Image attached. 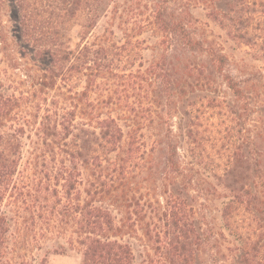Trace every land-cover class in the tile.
<instances>
[{
  "label": "trees",
  "instance_id": "obj_1",
  "mask_svg": "<svg viewBox=\"0 0 264 264\" xmlns=\"http://www.w3.org/2000/svg\"><path fill=\"white\" fill-rule=\"evenodd\" d=\"M167 1L152 0L151 13L130 22L127 0H15L33 63L14 59L0 78V264H47V253L67 250L81 264H137L136 248L148 251V242L163 264H193L200 240L190 189L202 170L233 194L221 216L244 243L243 264H264V225L246 217L258 200L247 186L251 162L220 95L224 86L246 102L247 88L182 10L167 15ZM191 1L264 60V0ZM148 32L151 46L138 38ZM257 90L254 113L264 110ZM147 220L173 236L152 239Z\"/></svg>",
  "mask_w": 264,
  "mask_h": 264
},
{
  "label": "rangeland",
  "instance_id": "obj_2",
  "mask_svg": "<svg viewBox=\"0 0 264 264\" xmlns=\"http://www.w3.org/2000/svg\"><path fill=\"white\" fill-rule=\"evenodd\" d=\"M214 2L217 3V6L222 7L227 0H214ZM126 6L128 10L125 13L128 20L130 22L141 21L151 13L149 7L152 6V0H127ZM165 6L167 15L177 14L182 10L186 22L191 24V28L195 27L197 37L207 40L208 44L225 56L226 65L224 69L226 72L231 74L241 87L247 88L245 100L248 102H245L244 99L237 102L232 93L224 86L221 87L220 95H224L228 104L233 108L234 121L230 124L242 144L245 156L251 162L247 186L251 189L252 197L255 193L258 200L255 207L253 200L251 209L246 212V217L249 218L247 220H253L254 224L255 216L264 225V110L254 113V85L257 86L256 92L259 99L264 100V60L256 59L253 49L249 46L230 39L224 30L206 16L207 11L200 4L195 5L191 0H168ZM0 21L2 23L1 34L5 40L4 47L0 51V78H4L6 69L9 72L13 71L12 66L17 62L14 59L18 60L19 63L26 64L29 62L32 64L33 55L31 50L21 41L15 0L4 1L0 12ZM105 21L106 18L100 20L94 34L103 32ZM77 30L78 28H74L69 33L72 45L78 40ZM115 32L119 39L121 37L120 32L117 29ZM150 32L138 37L144 38L147 46H151L154 41L150 37ZM143 54L146 60L151 58L150 49H145ZM199 58V55L189 56V60L192 61ZM180 124L179 117L175 116L173 125L177 135L178 154L182 167L186 168L190 158L186 151L185 138L180 135L178 130ZM200 173H202L201 177L190 189L196 212L195 220L192 221L200 240L193 264H243L244 243L238 240L225 226L221 216L224 205L232 199L233 194L230 190L218 186L209 173L203 170ZM142 222L145 223V221ZM147 222L151 224L152 239H156L155 232H159L161 240H164L166 236L168 238L173 236L172 231L164 226L161 220H147ZM139 235H142L141 231ZM148 244L150 246H148V251L146 249L147 252L139 253L140 250H144L141 247L142 244L136 248V263L142 264L145 260L149 264L151 261L154 264H163L161 263L162 259H160L161 252L156 250V245L150 242ZM51 245L49 244L47 248L50 249ZM40 254L43 255V252ZM166 263L168 264V262ZM47 264H81V254L77 250H67L63 253L50 251L47 253Z\"/></svg>",
  "mask_w": 264,
  "mask_h": 264
}]
</instances>
